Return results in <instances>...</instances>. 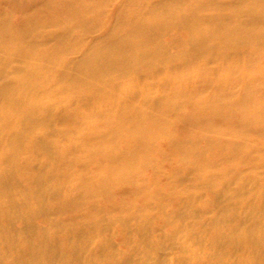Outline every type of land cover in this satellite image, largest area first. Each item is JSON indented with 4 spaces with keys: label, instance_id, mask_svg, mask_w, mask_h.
Returning <instances> with one entry per match:
<instances>
[{
    "label": "bare ground",
    "instance_id": "bare-ground-1",
    "mask_svg": "<svg viewBox=\"0 0 264 264\" xmlns=\"http://www.w3.org/2000/svg\"><path fill=\"white\" fill-rule=\"evenodd\" d=\"M110 1L0 0V264H264V0Z\"/></svg>",
    "mask_w": 264,
    "mask_h": 264
},
{
    "label": "rangeland",
    "instance_id": "rangeland-1",
    "mask_svg": "<svg viewBox=\"0 0 264 264\" xmlns=\"http://www.w3.org/2000/svg\"><path fill=\"white\" fill-rule=\"evenodd\" d=\"M121 0H111L109 3L106 4V9H105V13H106V17L107 20L112 16V19L109 21V23H113V17L117 8V4L120 2ZM110 25V24H109ZM107 27V26H106ZM106 27H104L103 25L99 26L98 28L94 29V31L88 32L86 33L84 36V43L87 45L89 42H92V39L95 35L98 34H103V32L106 30ZM46 29H52V27H48ZM44 45L48 46L50 45V42L47 40V38L44 39ZM86 47V46H85ZM79 49H77L78 51ZM71 54L72 57H78L81 55L82 52H77ZM19 62L13 61L11 62V64L9 65L10 67H13L15 65H17ZM9 68V67H8ZM11 75H7V76H2L0 77V86L3 85V83H5V81L10 77ZM62 104H74L73 108L76 107V101L73 100H69L66 99L65 101L63 100ZM65 106V105H62ZM182 132V131H181ZM159 181L161 183H163V178H159ZM167 193V189H163V196H165V194ZM126 202L128 200V198H125ZM167 200V199H165ZM126 202L124 201V196L123 195H117L114 198L113 203H117V208H114V211H104L102 212V216L105 217H109L110 219H112V226L111 229L108 231L109 232V236L112 238L113 242L116 245V248L120 251H123L126 249V243L124 241V230L126 229V225H124V221L118 219V216L121 215V212L123 211V209L125 208ZM117 217V218H116ZM194 218H189L188 222H193ZM190 224V223H189ZM165 251H171L170 248L168 249H164ZM167 264V263H165Z\"/></svg>",
    "mask_w": 264,
    "mask_h": 264
}]
</instances>
